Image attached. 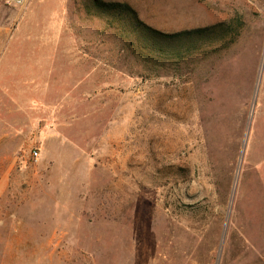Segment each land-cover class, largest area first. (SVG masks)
Segmentation results:
<instances>
[{
  "label": "rangeland",
  "instance_id": "obj_1",
  "mask_svg": "<svg viewBox=\"0 0 264 264\" xmlns=\"http://www.w3.org/2000/svg\"><path fill=\"white\" fill-rule=\"evenodd\" d=\"M6 1L0 264H264V0H103L166 33L241 16L160 66L95 0Z\"/></svg>",
  "mask_w": 264,
  "mask_h": 264
},
{
  "label": "trees",
  "instance_id": "obj_2",
  "mask_svg": "<svg viewBox=\"0 0 264 264\" xmlns=\"http://www.w3.org/2000/svg\"><path fill=\"white\" fill-rule=\"evenodd\" d=\"M93 8L108 18L109 28L119 34L128 49L149 65L160 66L172 59L183 60L188 54L205 55L216 44L221 47L215 52L226 49L235 42L243 27L241 16H237L230 22L166 33L143 22L138 12L127 3L95 0Z\"/></svg>",
  "mask_w": 264,
  "mask_h": 264
},
{
  "label": "built area",
  "instance_id": "obj_3",
  "mask_svg": "<svg viewBox=\"0 0 264 264\" xmlns=\"http://www.w3.org/2000/svg\"><path fill=\"white\" fill-rule=\"evenodd\" d=\"M27 1L28 0H7L6 2L10 6L20 7V6L25 5ZM33 154L38 155V152L35 151Z\"/></svg>",
  "mask_w": 264,
  "mask_h": 264
}]
</instances>
